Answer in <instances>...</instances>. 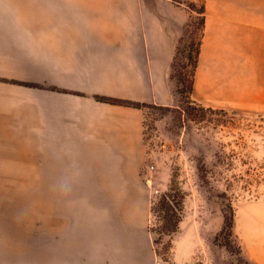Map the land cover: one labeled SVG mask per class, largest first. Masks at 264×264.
Here are the masks:
<instances>
[{
  "label": "crops",
  "instance_id": "crops-1",
  "mask_svg": "<svg viewBox=\"0 0 264 264\" xmlns=\"http://www.w3.org/2000/svg\"><path fill=\"white\" fill-rule=\"evenodd\" d=\"M195 2L0 0V177L140 176L143 110L100 98L175 104ZM202 16L192 100L264 112V0H205Z\"/></svg>",
  "mask_w": 264,
  "mask_h": 264
},
{
  "label": "rangeland",
  "instance_id": "rangeland-1",
  "mask_svg": "<svg viewBox=\"0 0 264 264\" xmlns=\"http://www.w3.org/2000/svg\"><path fill=\"white\" fill-rule=\"evenodd\" d=\"M190 101L143 111L140 176L0 177V264H264V112Z\"/></svg>",
  "mask_w": 264,
  "mask_h": 264
},
{
  "label": "trees",
  "instance_id": "trees-1",
  "mask_svg": "<svg viewBox=\"0 0 264 264\" xmlns=\"http://www.w3.org/2000/svg\"><path fill=\"white\" fill-rule=\"evenodd\" d=\"M204 13V7L201 11V15ZM204 17L202 16V20L200 22L199 28L192 25L191 23L188 24L186 31L179 42L177 47L174 61L172 64L171 70V81L175 84V96H179L181 98L186 99V103H192L190 101L193 91V84L196 74V68L198 63V58L200 55V47H201V38L204 28ZM194 35V36H193ZM198 36L196 42H194V37ZM190 68L189 78H184V72ZM101 101L118 104V105H126L132 106L143 111L149 108L152 105L147 104H139V103H132L128 101L110 99V98H100ZM154 106V105H153Z\"/></svg>",
  "mask_w": 264,
  "mask_h": 264
}]
</instances>
